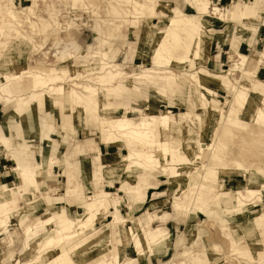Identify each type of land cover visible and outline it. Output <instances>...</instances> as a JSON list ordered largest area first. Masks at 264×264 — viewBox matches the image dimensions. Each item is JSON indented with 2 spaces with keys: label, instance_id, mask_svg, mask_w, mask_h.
Masks as SVG:
<instances>
[{
  "label": "rangeland",
  "instance_id": "374dc122",
  "mask_svg": "<svg viewBox=\"0 0 264 264\" xmlns=\"http://www.w3.org/2000/svg\"><path fill=\"white\" fill-rule=\"evenodd\" d=\"M136 1L144 2L145 0H132V3L131 0H0V29H3L1 37L5 40L3 46H0V66L10 69V66L16 63L26 65L27 67H33L31 71L42 70L44 72L49 68H54L55 73L59 75L65 74L70 70V75L68 74L65 76L66 78L63 77V80L54 82L52 85L63 84L65 86V92H71L69 103L72 106H78V102H92V99L98 98V110H101L102 107H106L107 105L117 106L119 108L116 109L115 114L130 117L133 122H139L144 119V115H150L153 113L150 109L151 103L131 100L126 108L125 106L116 103V100L124 102L123 96L115 97L114 94L109 95V93L112 92L111 87L119 82L131 85V81L134 79H132V76H130L131 78L129 77L130 73H144L150 68L158 71L160 70L158 73L153 72V75H156L157 77L169 76V81L176 84L175 89L183 92L186 96L184 97L185 99L182 100V96H177L175 92L170 89L168 91V97L177 102V104L169 107L166 104L162 105L160 101L155 102V105H159L156 113H164L167 110L173 112H188L186 120L187 124L191 126V128H189L190 131L183 127H181V129L179 127L175 129L169 128L168 130L166 129L163 131L168 135L171 147L178 146L181 151L183 150L185 155L189 158V161L187 162L190 163L191 158L194 156L198 148V144L195 140H197L199 133L205 132L204 139L207 142H211L214 137H216L214 136L215 131H218V138L227 144L226 151L228 152V156L234 155L241 159L245 167H249V163L252 164L255 163L257 159H261L263 164H258L255 168L264 170V136L256 131L255 126L257 124L254 122L255 111L259 108L264 110V59L255 74L256 79L260 81L259 85L261 87L256 85L258 82H255L253 89L248 95L249 102L246 108L242 111V117L239 118L241 119V123H236V119L233 120V117H227L221 122V124H219L221 119L216 120L215 118L213 121L208 122L206 131H201L200 118L197 117L196 113L203 112V108L206 105H221V103L231 99L232 92L226 91L224 86L219 83L215 86L217 91L215 97L212 95H207L205 98L202 97L203 95L201 93H203V90L190 76V73H196L199 68L198 66H195V64L192 65L193 63H189L187 66L181 68L172 67L167 64L156 66L150 58L152 47L151 42L155 38L154 29H157V31L160 30L161 32L164 31V29L161 26L159 27V18H152L149 16L153 14L152 9H154L155 6L158 9L164 10L163 15H169L171 14L170 7L174 6V4L172 0H150L146 13L148 18L144 15L145 22L143 30H141V22L138 21L134 9ZM208 1L209 8L203 15V18L209 20L213 25L211 19H217L216 16L218 15L213 13L212 8L214 6L227 7L233 0ZM241 1L245 2L240 3L239 7H243L245 3L254 0ZM176 2L183 8L187 6L183 0H176ZM32 4L35 5L33 6ZM29 5L32 6V9L34 8V11L31 10L32 12L30 13H27L26 10L20 12V10ZM8 8H11L19 19L15 20L9 13ZM263 10L264 9H260L258 15H251L249 18L257 20L261 17V24H264ZM129 11L131 12L129 13ZM227 12L232 18L235 17L232 20H228L231 24L227 28L228 34L235 35L238 33L242 36L246 31L244 27H241L242 17L244 16L238 13L239 10L237 11V7L233 6L228 7L226 13ZM3 16L5 17L3 18ZM4 20H6V22H3ZM17 21H20V23ZM234 22H236V24H233ZM232 24L235 26H232ZM220 29L223 28L220 27ZM161 32H158L159 34L157 35L153 47L156 46L157 41L160 39ZM182 37L184 40L183 42L185 43L182 42L183 44H181L179 51L176 49L173 51V54H181L182 50H184L187 41L184 36ZM242 37L243 39L246 38L244 36ZM62 38L65 42L59 44V41ZM253 41L256 42L255 47L246 43H241L239 48L240 51L244 54L253 55H257L259 51L264 53V26H262L261 30L256 33ZM60 42L62 43L63 41ZM214 44L215 39L212 46H214ZM229 44L230 42L226 46L221 45L219 47L216 45L211 48V62H209L208 66H201V68L212 74L226 76L231 79L232 83L237 85V78L243 72H235L236 74H226L225 72L231 64L229 59V53L231 51ZM115 48L116 51L120 48L122 49L121 56L115 63L113 61L108 62L107 66H109L103 70L104 72L84 69V65L93 66V61L96 58L104 57L102 52L112 54L115 51ZM220 52L222 57L219 59L220 65L216 69L212 57ZM185 55H187V53H184V56ZM5 61L6 65L3 64ZM72 70H74V72ZM108 70L114 73L121 72L117 75H112V78L106 77L102 82L100 76L106 75ZM260 70L261 72H259ZM27 71L30 70H26V72H24L19 78H12L14 80L11 81L6 77H2V82H0V99L3 103L0 105V127H2L1 129L6 134L7 141L9 143L11 142V148L16 145L20 147L19 145L22 143L25 144L23 146L21 145L19 148L24 152V155L25 152L31 155L34 153L36 154L39 147H45L39 151L41 155L37 158L40 161H37L36 164V162L31 163L28 160V165L31 167L35 165L38 167V165H41L45 160L47 151L48 165L45 173L46 176L49 175L47 173L53 163H51L49 159L50 151L52 152L54 148H57V150L60 151L58 153L60 156L63 157V155H67V162H65L64 169H62L60 165H54L52 174H50L51 177L40 178V181L43 183L41 184L42 192H38L39 194L45 192L47 197H61L65 196V190L67 192L68 186H65L66 182H74L73 179H77L75 182H80V180L84 183L92 182V188L91 185L86 187V193L82 194L83 198L77 199L82 203L80 206L77 205L78 207H73L68 205L71 208V213L83 217L89 208V205L85 203V201L90 199H88L89 194L93 195V197L96 195L98 200H100L101 196L98 194L105 188L106 190L113 191L111 196H109L110 201L112 200V202H115L116 200H120L119 202H122L123 200L125 201L126 196L124 197V195H126L125 193L128 192V190L132 192L135 187L142 188L146 178H149L152 174L157 176L160 182H165L164 186H160L161 189L167 188L165 197L161 198V200L164 199L163 204H158L157 202L154 203L152 193L150 192L151 189L147 192L146 200L142 204V207L135 214H130V210L122 205L123 207L121 211L123 215L130 218L132 216L140 215L147 210L156 212L161 210L172 211L174 193L169 182H197V184H194V187L190 188L188 193L189 195H192L191 197H195L194 195L198 196V203L196 204L199 206L201 205V207L202 205H205L208 208L206 213L204 214L199 210H196V212L193 213L192 208L188 207L186 211L185 226L182 228L170 227V223L168 222L167 227L169 231L165 228L164 229L168 232L169 240L166 241L167 244L164 247L159 246L151 249L145 244L146 253L141 255L138 254L134 245L133 248L135 253L133 255L127 254L128 256H125L118 248L119 255L123 262L128 258L133 261L130 264H264V234L262 233L264 224L259 223L257 220L259 216L264 215L263 187L255 190L249 189L244 182L246 176L244 177L241 172H238V170L233 171L230 169H220L218 178L214 179L213 182H206L203 185L200 182L202 181L200 172L196 171L197 174L195 173V164H191L187 168L183 181L182 179L179 181H171L164 173L163 166L154 165V163H149L145 159L137 158L136 156V164L134 166H127V162H123V166H127V168L121 172L118 180H121V182H127V186L122 187L120 191H118L116 187H108L106 182L115 177L113 174L108 175L106 170L108 167L112 166L111 154L122 152V154L127 155L130 154L131 151H148L149 148L145 145L138 144V142H135L138 145L130 148L128 144L129 138L123 136L116 130L112 131V134H110V140L111 138L114 139L109 141V143H106L102 136L103 131L99 121L100 114L98 110L94 112L89 109L88 117L85 113L80 114L76 108L72 110L68 104L63 110L61 108V103H67V98H65V96L63 97L62 94L54 92L50 87V84H47L46 86L37 84L36 86L33 84L34 80L27 76ZM178 76H185L188 81H190L191 85L187 90L175 82L174 78ZM97 77L99 79H97ZM128 78L131 79L130 82L126 81ZM162 83L166 84V80H159V83L157 84ZM11 84H13V88ZM148 84H155V80L147 81V85ZM89 87H91V89ZM88 88L93 92L90 93L85 91ZM13 90L16 92H13ZM37 92L41 93L38 97L35 96L37 95L35 94ZM94 92L97 94H92ZM152 93L154 94V92ZM45 94L50 97L45 96ZM155 94L158 95L156 92ZM44 97L45 99L43 101L42 99ZM79 97H81L82 100L79 99ZM35 99L42 100V102L36 111L34 120L32 117L33 122L31 123L32 127L30 128L31 140L28 141V143H25V137L22 135L17 125H13L12 127L9 125L10 123L7 119V106H9L12 101H16L18 106H24V103L22 102ZM213 99L217 100L218 103ZM135 108H144L143 113L139 111L137 112ZM42 119H44L48 125H52L51 133L49 134L51 135L49 141L41 139V136L39 135L42 128L44 129V126H42L40 130ZM194 137L196 138L193 139ZM36 139L41 142L38 143ZM118 140L123 142V146H125L126 149H119L116 144L109 145L110 143H116ZM84 142H87L88 146L95 145V143L96 145H99L101 150L100 154H96L93 151L86 155L78 156L77 154L82 151L81 146L86 147ZM0 147V182L3 185L13 187L21 182L16 172L13 170L16 162L9 159V157L13 158L12 150L5 146H1V144ZM261 152L263 155L260 154ZM104 156L106 159H104ZM79 158L81 168L79 167V171H76V164H73V162L76 163V160ZM22 160L18 161L20 165L24 167L25 162ZM128 163H131V161ZM86 169L92 171L90 177L88 176L89 180L91 179L90 181L87 180L84 175ZM148 171L151 173L147 174L146 172ZM78 173H81L80 177H78ZM253 175L261 180L260 182L264 185V180L261 178L260 171L253 170ZM70 176H72L73 179L71 178L70 180ZM262 177L264 178V171ZM249 178L250 175H247V179ZM180 184L181 185L176 192V199L180 197L182 192L186 193L189 190L188 187H184L185 189L182 191L181 186L183 188L186 184ZM119 185L120 183L116 186ZM227 196L233 201H230V208L234 206L235 200L238 198L240 200L237 202V205L245 207V210L243 211L241 208L226 210L223 203H225ZM155 200L157 201L158 198ZM18 203L21 207L24 205V201L21 199L18 200ZM182 206L183 204L178 205L180 209ZM48 209L50 210V208H47L43 212L29 214L24 220L11 218L12 221L10 220L8 222V228L16 245L14 248L12 246L10 249L8 246L9 234L6 232L2 233L1 231L0 249L2 252L10 251L9 256L12 260L15 259L17 253L21 254L24 248V243L27 240L26 228L29 226H39L45 219ZM111 210H113V208H111ZM101 211L103 212L102 209ZM112 217L113 215L110 217L104 216L103 212L99 220L94 224L95 226L89 227L85 233L88 234L92 232L96 235L102 231L112 232L113 228L109 224ZM133 220L135 219L132 218V221ZM132 221L129 223L126 222V225H131ZM140 221L141 220H139V222ZM144 227V225L140 226L142 234L149 229H145ZM155 227L161 226L157 225L153 228ZM94 235H91V237H94ZM119 235H114L113 240L118 239ZM169 249V254L165 257L162 258L158 256L167 253Z\"/></svg>",
  "mask_w": 264,
  "mask_h": 264
},
{
  "label": "bare ground",
  "instance_id": "6f19581e",
  "mask_svg": "<svg viewBox=\"0 0 264 264\" xmlns=\"http://www.w3.org/2000/svg\"><path fill=\"white\" fill-rule=\"evenodd\" d=\"M189 1L197 11V13L194 15L189 13L187 14L176 6L170 7L171 14L169 15H163L164 10L158 9L156 8V6L154 7V9H152L153 14H151L149 17L159 18V27L161 26L164 31H157V29L153 28L155 30V38L151 42L152 47L150 58L156 66H163L167 64L172 67L174 66L181 68L183 66H187L189 63H193L192 65L195 64V66H198L199 68L196 73H190V76L197 82V85L203 90V93H201L203 96L201 94L200 95L204 98L207 95H212L213 97H215L217 94L215 86L219 83L224 86L226 91L232 92L231 99L226 100L225 102L221 103V105H206L203 108V112L196 113L197 117L200 118L201 131H206L208 122L213 121V119L215 118L216 120L221 119L219 123L221 124V122H223V120L227 117H233V120L236 119L235 122L239 124V122L241 123V119L239 118L242 117V111L246 108L249 102L248 95L253 89L255 82H258V84L256 83V85L261 87L259 85L260 81L256 79L255 74L257 73L260 65L262 64V60L264 59V53L262 51H259L257 55H253L239 52L237 51V40H233L230 48L231 51L229 53V59L231 64L230 67L225 70V72L226 74H236L235 72H243L237 78V85L232 83L231 79L226 76L212 74L201 68V66H208L209 62H211V48L215 39V28L209 22V20L203 18V15L208 11L209 1ZM149 2L150 0H145L144 2H135V14L137 15L138 21L141 22V30H143V25L145 22L144 15H146V18H148L146 13L147 8L149 7ZM8 10L15 20L19 19L17 18V15L14 14L11 8H8ZM24 10H26L27 13H30L32 12L31 10L34 11V8L32 9V6L29 5L20 10V12H23ZM212 10L214 14L220 17V19L232 20L235 18H232L228 12L225 14L223 12L224 10L222 11L221 8L218 6H214ZM239 10L244 16L242 17L243 19L241 27H244L246 30L244 33L242 32V36L247 38L252 33H255L256 35V33L261 30L262 18L260 17L257 20L249 18L251 15L254 14V9L250 2L245 3L244 6L240 7ZM130 12L131 11H129V13ZM4 17L5 16H3V18ZM3 22H6V20H4ZM17 22L20 23V21ZM2 30L3 29H0V46H3V44L5 43V40H3V38L1 37ZM158 32H161V37L157 41L156 46L153 47L157 35L159 34ZM182 36H184V38L186 39L187 44L184 47V50H182L181 54H173L174 50L177 49L179 51L181 44L185 43L183 42L184 40ZM60 41L63 42L61 43ZM60 41L59 44H63L65 42L63 38ZM115 51L112 54L102 52V55L104 57L96 58L93 61V66L84 65V69H89L90 71L97 70L102 72L106 67L109 66H107L108 62L113 61L115 63L119 60L118 58L121 56L122 49L120 48L116 52ZM184 53H187V55L184 56ZM3 64L6 65V61ZM0 67V82H2V77H6L7 79H9V81H11L14 80L12 78H19L24 72H26V70H30L27 71V76L33 78V84L42 86L50 84V87L54 90V92L62 94L63 97L65 96V98H67V103H61V108L63 110L64 107H66V105L68 104L70 105V108L72 110L76 108L80 112V114L85 113L87 117L89 109L94 112L98 110V98L92 99V102H78V106H72L69 103L71 92H65V86L63 84L52 85L54 82L63 80L62 78L67 76L68 74L70 75V70H68L69 72L67 71V73L65 74L59 75L55 73L54 68H49L45 72L42 70L31 71L33 67H27L26 65L16 63L14 65H11L10 69H6L2 66ZM72 71L74 72V70ZM159 71L150 68L147 72L144 73H130L129 77L132 76V79L134 80L131 81V79L128 78L126 81H131V85L126 84L124 82H119L117 84L115 83L116 85L111 87L112 92L109 93V95L114 94L115 97L123 96L124 102L116 100V103L125 107L129 105V102L131 100H136L140 102L145 101V103L150 102V109L153 111V113L150 115H144L143 120L139 122H133L132 118L130 117L124 115H116L115 111L117 108H119L117 106L107 105L106 107H102L101 110H98L100 114L99 121L101 124V129L103 131L102 136L106 143H109V141L114 139L111 138L110 140V134H112V131L116 130L120 132L123 136L129 138L128 144L130 148H133L138 144L145 145L149 148L148 151H131L130 154L127 155L122 154V152L111 154L112 166L108 167L106 170L108 172V175L113 174L115 177L109 180L108 182L118 180L121 172L126 170L127 166H134L136 164L135 160L137 157L143 158L149 163H154V165L163 166L164 173L169 177V180L171 181H179L181 179L183 181V177L185 176L187 168L191 164H195V173L196 171L200 172L202 180L200 182L203 185L206 182H213L214 179L218 178L220 169H230L233 171L238 170V172H241L244 177L246 176V180L244 182L249 189L255 190L258 188L261 189V187H263L264 192L263 183H261V180L257 179L255 175H253V170L260 171L261 178L264 180V178L262 177V173L264 170L255 168V166H257L258 164H263L261 159H257L255 163H249V167H245L241 159L237 158L232 154V156H228V152L226 151L227 144L218 138V131H215L214 136L216 137H214V139L212 138L213 141L211 142H207L204 139L205 132L199 133L197 140H195L198 144V148L194 156L191 158L190 163L187 162L189 161V158L185 155L183 150L181 151L178 146L171 147L169 137L163 131L166 129L168 130L169 128L175 129L177 127H179L180 129L181 127H183L190 131L189 128H191V126L187 124L186 120L188 112H173L171 110H167L164 113H156V110L159 105H155L154 103L160 101L162 105L166 104L169 107L172 105H176L177 102L168 97V91L170 89H172L177 96H182V100L185 99L184 97L186 96V94L184 95L183 92L177 91L175 89L176 84L169 81V76L157 77L156 75H153V72L158 73ZM203 71L207 73H204ZM119 72L114 73L108 70L106 75L100 76V78H102V80H100L103 82L106 77L112 78V75H117ZM98 77L97 79H99ZM153 79L155 80V84L147 85V81H152ZM159 80H166V84H157L159 83ZM174 80L175 82H177V84H180L186 90L191 85L190 81H188L185 76H178L174 78ZM11 86L13 88V84H11ZM89 88L91 89V87ZM89 88L85 91H88L90 93L93 92L92 90H89ZM13 92L16 91L13 90ZM152 92H154V94ZM155 92L158 95H156ZM35 94H37L35 96L38 97V95H40L41 93L37 92ZM92 94L96 95L97 93L94 92ZM45 96L50 97L47 94H45ZM44 99L45 97L42 100L44 101ZM79 99L82 100L81 97H79ZM42 100L35 99L31 101H24L22 102L24 103V106H18V103L16 101H12L10 102L9 106H7V119L9 123L15 122V126L17 125L18 129L20 130L23 136L25 132H27V130L32 127L31 123L34 120V116H36V111L38 110ZM213 100L218 103L217 100ZM135 110L137 112L139 111L143 113L144 108H135ZM254 122L257 124L255 126L256 131H258L259 134L264 136L263 109L259 108L255 111ZM42 126H44V129L42 128ZM1 128L2 127H0V144L1 146H5L12 150L11 152L13 153V160L16 162V165L14 166L13 170L16 172L17 176L21 181L20 184L14 187H8L0 182V235L1 231L2 233L6 232L9 234L8 246L10 247V249L12 246L14 248V246L16 245L11 233H9L8 228V222L11 220V218H19L20 220H24L29 214L40 213L47 208H50V210L48 209L45 219L39 226H29L26 228L27 240L24 243V248L21 254L17 253L15 259L12 260L9 256L10 251L2 252V250L0 249V264H130L131 262H133L131 259L129 260L128 258H123L125 259V262H123L121 256L119 255L118 247L116 245L119 240H113L114 235L118 234H121L122 240L126 245L130 242H134L138 254L141 255L146 253L145 244H147V247L151 249L159 246L164 247L167 244L166 241L168 240V232H166L164 228H149L145 231L144 234H142L139 220H133L132 224L127 226L126 218L124 219L119 212L120 200L117 201L116 198L115 200L117 202H112V200L110 201L109 196H111V193L101 191L98 194L101 196L100 200H98L96 195H94L93 197V195L89 194L88 199H90L85 201V203L89 205V208L87 210V213L83 217L71 213V208L70 206L64 203L62 198L63 196H57L55 198H52V196L47 197L45 192L39 194L42 192L41 184L43 183L40 181V178L47 177L45 173L48 165V152L45 150L46 157L41 165H38V167H36V165L31 167L30 165H28L24 152L19 149L21 147V144L19 145L20 147L16 145L15 147L11 148V142L9 143L7 141L6 134ZM51 128L52 125H48L44 121V119H42L40 123L41 131L39 133L41 139L49 141L51 136L49 135L51 133ZM195 138L196 137H194L193 139ZM25 140L27 141H25V143H28L29 140L27 138H25ZM135 142H138V144H136ZM115 144L120 148L123 147V142L121 140H118L116 143H110L109 145ZM260 154L263 155L262 152ZM104 159H106L105 156ZM18 160L24 161L25 166L22 167ZM129 161H131V163H128ZM123 162H127V166L124 167ZM79 167V164L75 165L76 171H79ZM87 173L90 177L92 171L88 170ZM146 173L150 174L151 172L148 171ZM247 175H250L249 179H247ZM174 183L176 182H172V185H174ZM180 183L186 184V186L184 185L183 188L181 186V190L184 191V187H188V189L192 188L197 182H178L179 186L181 185ZM28 184H30L32 187V198H24L27 192ZM143 192V187H135L131 193L135 194L133 195L134 197H137V199L141 200L143 198ZM26 195L28 196L29 194L27 193ZM19 199L24 201V205L22 207L18 203ZM239 200L240 199L237 198V200H235L234 206L230 208L229 204L231 199L227 196L225 199V203H223V206L226 210H234L241 208L244 211L245 207L237 205V202ZM112 204L115 208V212L109 224L113 228V231H102L100 233H97L96 235H94V233L92 232L88 234L85 233L87 232L89 227L95 226L94 224L99 220L103 212L104 215L109 212V207ZM101 209L103 210V212L101 211ZM257 220L259 221V223L264 224V215L259 216ZM262 233L264 234V229L262 230ZM91 235H94V237H91Z\"/></svg>",
  "mask_w": 264,
  "mask_h": 264
},
{
  "label": "crops",
  "instance_id": "0c3cea01",
  "mask_svg": "<svg viewBox=\"0 0 264 264\" xmlns=\"http://www.w3.org/2000/svg\"><path fill=\"white\" fill-rule=\"evenodd\" d=\"M172 1H173L174 6H177L179 9H181L183 12H185L187 14L189 13V14H193L194 15V14L197 13L196 9L193 7V5L190 3L189 0H183L186 3V5H187V6H185V8L181 7L176 2V0H172ZM243 2H245V1L233 0L231 2V4L229 6H227V7H222L219 4L218 5L220 6L221 10H224V13L226 14V10L228 9V7H230V6L237 7V11H238L239 8H240L239 7V4L240 3H243ZM249 2L252 4V7L254 9V14L253 15H255V14L258 15L259 14L258 13L259 10L260 9H264L263 0H254V1H249ZM238 13L241 14V11L239 10ZM263 13H264V10H263ZM216 17H217V19H214V20L211 19V21L213 22V25L215 27V30H216V33H215V44H214V46H216V45L219 46V47L221 45L222 46H226L230 42L229 47L231 48V44H232L233 40L236 39L237 40V51H239V52H241L240 49H239L241 43H246V44L251 45L252 47H255V43L256 42L253 41V38L255 36V33L250 34L246 39H243V37L240 36V34H238V33H236L235 35H233V34L230 35V34H228V30H227V28L231 25L229 23L230 21L220 19L219 16H216ZM231 23H232V21H231ZM233 24H236V22H234ZM233 24H232V26H235ZM262 26H264V24H262ZM220 27H222L223 29H220ZM214 46H212V48ZM221 57H222L221 52L212 57V61L214 62V67L216 69L218 68L217 66L220 65L219 59ZM259 72H261V70ZM1 103H3V101L0 99V105H1ZM15 124H16L15 122H11L9 125L12 127ZM26 135H27V137H26ZM24 136H25V138H27L30 141L31 140V129L28 130L27 133L25 132ZM36 141L38 143L41 142V141H39L37 139H36ZM84 143L86 144V147L81 146L82 147L81 148L82 151L79 154H77L78 156L86 155V154L91 153L93 151L96 154L97 153L100 154L101 150H100L99 145H96V143H95V145L88 146L87 145V142H84ZM21 145L23 146L25 144L22 143ZM44 148H45L44 146L39 147L38 148V151H36V154L34 153L32 155L31 154H27L25 152V158L27 159V162L29 160L31 163L36 162V164H37V161H40L37 157L38 156L40 157V155H41V153L39 151L41 149H44ZM117 148L120 149L119 146H117ZM121 149L124 150L126 148H125V146H123ZM59 152L60 151L57 150V148H54V150L52 152L50 151V158L49 159H50L51 163L52 162L53 163H52V166L50 168L51 169V172H50V169L48 170V173H47V174H49L47 176L48 178L51 177L50 174H52V169H53L54 165H60L62 167V169H64V166L66 164L65 162H67V160H66L67 159V155H63V157H62V156H60L58 154ZM7 155H8V153H7ZM9 159L12 160L13 162H15L13 160V158L9 157ZM64 159H65V162H64ZM73 164H79V166L81 168L80 158L78 160H76V163L73 162ZM89 166H90V164H89ZM86 171L88 172V169L85 170V174L84 175L87 178V180H89L88 179V173ZM77 175H78V177H80L81 176V173H78ZM71 178H72V176H71ZM71 178H70V180H71ZM73 181L74 182H66L65 183V186L66 187L68 186L67 187V192L65 190V194H64L65 196H63V197L61 196V197L63 198V201H64V203L66 205H70V206H73V207H78L82 203H81L80 200H77V199L83 198L82 194L86 193L85 192V188L86 187H89V185H91V188H92V184H91L92 182H85L84 183V182H82V180H80V182H75L76 179L75 180L73 179ZM118 183H120V185L119 186H116ZM195 184H197V183H195ZM106 185L108 187H111V188L112 187H114V188L116 187V189L118 191H120L122 189V187H126L127 186V182H121V180L120 181L119 180H114L112 182H106ZM164 185H165V182H160V180L157 178V176H154V174L150 175V177L149 178H146V180L144 181V185H143L144 192H143V198L141 200L140 199H137V197H134L133 195H135V194H132L129 190H128V192L125 193L126 195H124V197L126 196L125 197L126 199H125V201L123 200L124 202L123 201L120 202V206H119L120 215L124 219L126 218V221L127 222H131L132 221V218L135 219V220H141L140 221V224H141V226L144 225L145 226L144 227L145 229L146 228H150V227L153 228L154 226H157L158 225V226H161L160 228L163 227V228H165V229H167L169 231V229L167 227V223L168 222L170 223V227L173 226V227H177V228H182L183 226H185V224H186L185 223L186 222L185 219H186V213H187L186 211H187L188 207H191L192 208L193 213L196 212V210H199V211L203 212L204 214L206 213V211H207L208 208L205 205H202V207H201V205L199 206V205L196 204V203H198L197 202L198 201V196L197 195H194L195 197H191L192 195H189L188 192L190 191V188H189V190L186 193L185 192H182L181 195H180V197H178L179 198V200H178V198L176 199V192L179 189V184H178V182H176V183H174V185H172V183L169 182V185H171V187L173 189V193H174V199H173L174 204L172 203V211L161 210L159 212L158 211L156 212V211H149V210H147V211H145L144 213H142L140 215L132 216L130 218H128L125 215H123V213L121 211V209H122L123 206L127 207L130 210V212H131L130 214H135L142 207V204L146 200V194L151 189L152 190L150 192L152 193V198L154 199V203L157 202L158 204H160V203L163 204V202H164L163 200L164 199L161 200V198H164L165 197V195L167 193V188H165V189L162 188L161 189L160 186H164ZM15 186H17V185H15ZM31 189H32L31 188V185H30V188H29V184H28V188H27L26 194L28 193L29 195L27 196L25 194L24 198L25 197L26 198H30L31 197V192H32ZM69 189H71V190H69ZM103 191L106 192V193L107 192L108 193H113V191L106 190L105 188H104ZM157 198H158V200L156 201L155 199H157ZM179 203L180 204H183V206H182L181 209H180V207H178V205H180ZM109 208H110L109 212L104 215L106 217L107 216L108 217L112 216L114 214V212H115V208H114L113 204L110 205ZM111 208H113V210H111ZM164 219H165V221H164ZM155 228H158V227H155ZM119 237H120V239H119ZM119 237H118V240L119 241L117 242L118 243L117 244V247L120 249V252H123V254L125 256H128L127 254L133 255L135 253V250L133 248V246L135 245L134 242H130L129 244H127L129 246L128 247L126 244H124V242L122 240L121 234L119 235ZM170 249H171V247H170ZM170 249L168 250L167 253L160 254L158 256H160L162 258L165 257L166 255L169 254Z\"/></svg>",
  "mask_w": 264,
  "mask_h": 264
}]
</instances>
